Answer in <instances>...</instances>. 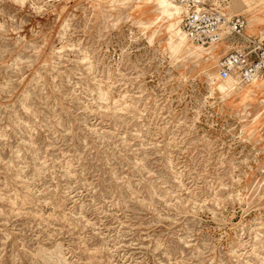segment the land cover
Returning <instances> with one entry per match:
<instances>
[{"label": "rangeland", "instance_id": "1", "mask_svg": "<svg viewBox=\"0 0 264 264\" xmlns=\"http://www.w3.org/2000/svg\"><path fill=\"white\" fill-rule=\"evenodd\" d=\"M206 1L264 41V0ZM159 7L0 0V264H264V73Z\"/></svg>", "mask_w": 264, "mask_h": 264}, {"label": "built area", "instance_id": "2", "mask_svg": "<svg viewBox=\"0 0 264 264\" xmlns=\"http://www.w3.org/2000/svg\"><path fill=\"white\" fill-rule=\"evenodd\" d=\"M184 9L181 28L190 41L202 48L214 47L224 34L244 39L245 47L232 51L222 63L219 76L225 80L235 75L241 84H249L264 73V41L246 38V21L239 15L228 17L222 9L206 0H170Z\"/></svg>", "mask_w": 264, "mask_h": 264}, {"label": "bare ground", "instance_id": "3", "mask_svg": "<svg viewBox=\"0 0 264 264\" xmlns=\"http://www.w3.org/2000/svg\"><path fill=\"white\" fill-rule=\"evenodd\" d=\"M17 1L18 2H21V3H24V0H17ZM158 4L160 6L159 9L161 11V14L163 16H165L166 18H168V19H174L175 15H177L179 17L183 13V8L180 7L177 4H174L170 0H158ZM246 25H247V21H246ZM167 30L172 35V37H171L172 38L171 44L175 48V50L180 51L182 49H185V48L189 47V41H190V39L187 37V35L185 34V32L183 30H181V28L179 26V21L178 22H174V23H170ZM244 34L247 36L246 29H245ZM175 37H176L177 40L174 42L173 38H175ZM192 44L195 47L199 48V49L200 48L201 49H204L201 46H198V45H196L194 43H192ZM220 44H218V45H220ZM218 45H216L214 47L217 48ZM259 78H260V76L257 77L255 80H253L251 83H249V84H243V85H252L255 82L259 81L258 80ZM223 81H225L227 83V85H228V87H229L230 90H234V89H236V87L238 85H240L239 81H236L232 77H229V78H227V79H225ZM58 247H57V250H58ZM60 250H61V248H60ZM55 259H57L56 261L59 262V263H61V264H64V262H66V258L63 256V254L61 252H59L57 258H55Z\"/></svg>", "mask_w": 264, "mask_h": 264}, {"label": "crops", "instance_id": "4", "mask_svg": "<svg viewBox=\"0 0 264 264\" xmlns=\"http://www.w3.org/2000/svg\"><path fill=\"white\" fill-rule=\"evenodd\" d=\"M246 29V28H245ZM245 32V31H244ZM250 36V35H249ZM246 37V36H245ZM246 38H251V37H246Z\"/></svg>", "mask_w": 264, "mask_h": 264}]
</instances>
